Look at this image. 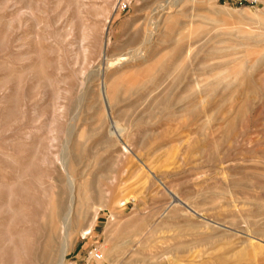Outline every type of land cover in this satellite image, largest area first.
I'll use <instances>...</instances> for the list:
<instances>
[{
	"label": "rangeland",
	"instance_id": "obj_1",
	"mask_svg": "<svg viewBox=\"0 0 264 264\" xmlns=\"http://www.w3.org/2000/svg\"><path fill=\"white\" fill-rule=\"evenodd\" d=\"M69 208L64 264H264V0H0V264Z\"/></svg>",
	"mask_w": 264,
	"mask_h": 264
},
{
	"label": "bare ground",
	"instance_id": "obj_2",
	"mask_svg": "<svg viewBox=\"0 0 264 264\" xmlns=\"http://www.w3.org/2000/svg\"><path fill=\"white\" fill-rule=\"evenodd\" d=\"M72 185V184H71ZM71 208L65 213V215L61 218L60 224H61V232L63 241L60 244V251H59V261L57 264H64L65 256L68 250V236H69V226L71 224ZM57 220V219H56Z\"/></svg>",
	"mask_w": 264,
	"mask_h": 264
},
{
	"label": "built area",
	"instance_id": "obj_3",
	"mask_svg": "<svg viewBox=\"0 0 264 264\" xmlns=\"http://www.w3.org/2000/svg\"><path fill=\"white\" fill-rule=\"evenodd\" d=\"M90 255L94 259H99L101 257L99 251H97L96 249L91 250Z\"/></svg>",
	"mask_w": 264,
	"mask_h": 264
}]
</instances>
